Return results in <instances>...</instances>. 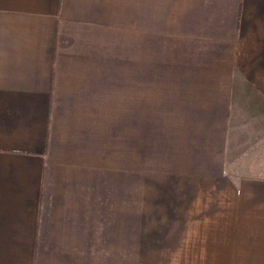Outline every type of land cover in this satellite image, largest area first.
Returning <instances> with one entry per match:
<instances>
[{"label": "crops", "instance_id": "0c3cea01", "mask_svg": "<svg viewBox=\"0 0 264 264\" xmlns=\"http://www.w3.org/2000/svg\"><path fill=\"white\" fill-rule=\"evenodd\" d=\"M154 76L156 234H223L264 189V0H0V264H130Z\"/></svg>", "mask_w": 264, "mask_h": 264}, {"label": "rangeland", "instance_id": "374dc122", "mask_svg": "<svg viewBox=\"0 0 264 264\" xmlns=\"http://www.w3.org/2000/svg\"><path fill=\"white\" fill-rule=\"evenodd\" d=\"M145 53L146 72L156 70V45H147ZM145 87L146 230H150L113 234V246L128 247L130 264H264V189L242 192L239 213L237 207L226 206L223 234H156L152 218L156 206V76L146 78Z\"/></svg>", "mask_w": 264, "mask_h": 264}]
</instances>
